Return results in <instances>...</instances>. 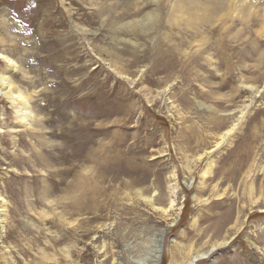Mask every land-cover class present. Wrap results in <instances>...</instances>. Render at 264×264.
Here are the masks:
<instances>
[{
	"label": "rangeland",
	"instance_id": "rangeland-1",
	"mask_svg": "<svg viewBox=\"0 0 264 264\" xmlns=\"http://www.w3.org/2000/svg\"><path fill=\"white\" fill-rule=\"evenodd\" d=\"M93 1L0 0V74L32 111L0 90V264H140L158 239V264L223 240L194 264H264L263 0L185 68L114 32L148 0Z\"/></svg>",
	"mask_w": 264,
	"mask_h": 264
},
{
	"label": "bare ground",
	"instance_id": "bare-ground-1",
	"mask_svg": "<svg viewBox=\"0 0 264 264\" xmlns=\"http://www.w3.org/2000/svg\"><path fill=\"white\" fill-rule=\"evenodd\" d=\"M164 1L165 0H148V1H145V2L152 3L153 8L143 12L140 15L137 14L138 15L137 18L126 20L123 23H121L120 25L118 24L116 30L114 29V32H118L119 38L122 40L124 39V41L126 40L127 42L129 41L130 37H135L136 32H140L142 38L144 39L143 41H150V43L152 42L151 43L152 47L146 49L144 52L148 51L149 53H151L149 50L156 51L155 53H153V55H156L157 57H159V59L155 60V62L159 60L158 64L159 63H160V65L167 64V66L165 65V68H171V67L174 68L176 66H179V67L181 66V67L185 68L187 66V64L191 65L192 63H194L193 58L195 56L200 57L203 64L205 65V67L211 65L213 63V61H212L213 57L211 56L212 53H210L208 51V45L211 46V44H212L214 32H217V34L215 35L213 42L214 43L216 42L220 46H223L219 43V42H222V40L220 39V37L222 38V36L220 34H221V30H226V25H227L228 21L233 20L232 18L234 17V18H237L239 21L243 20L246 22V19L249 18V14H250V10L247 8V5L252 6L253 4L251 5L250 4L251 2H255V1H259V0H242L243 1V2L241 1L242 4H239L241 2H238V4H239L238 7H236L237 4L235 6H229L228 7L227 6L228 3L226 0H168V1H165L167 3H164ZM96 2H98V1H96ZM125 2H127V1H125ZM263 3H264V0H263ZM103 8L102 7L100 8V12L102 11ZM262 8L264 9V4H263ZM103 12H105V10ZM131 13H135V11L131 10L129 14H131ZM103 14L101 13V15H103ZM106 15L108 17L109 13H107ZM111 17H113V16L111 15ZM248 22H249V19H248ZM216 24H218L219 26L221 25V26L219 27V29H217L215 31L214 26ZM260 25H261V27L258 28L257 33L264 34V22H263V24H260ZM118 28H120V29H118ZM121 33H123L125 36H122ZM226 35L228 36L227 38L230 40L229 43L234 42V41L236 42L235 39H239V38H234L232 35H229L228 33H226ZM116 41H118V39ZM119 41H121V40H119ZM135 41H136V39H135ZM135 41L134 40L131 41V44H132L131 49H139V46L136 45ZM226 42H225V44H226ZM219 45L215 46V48H214L215 52H217L218 55L221 57V59L224 60L225 62H227V59H228V64L230 66L234 65L235 63L233 61H231V57H229V55H226L225 54L226 51H224ZM127 46H124V47H127ZM211 48H213V46H211ZM223 48H224V46H223ZM226 48H227V46H226ZM128 49L131 51L130 48H128ZM186 49H188V50H186ZM229 50L232 51L231 46H230ZM232 54L236 58L237 54H234V53H232ZM165 55H168L169 57L165 58ZM4 57H6V56H4ZM164 59H165V62H163L164 64H162L161 62ZM263 60H262V62H264ZM216 61H217V59H216ZM12 62H13L12 60L8 61L9 64H12ZM187 71L191 72L190 69H188ZM192 71H193V73H195L194 75L199 76L200 79H202V80L206 79V76H204L206 74L201 75L198 72V70H196V71L192 70ZM191 74H192V72H191ZM6 79H7V75L0 74V90L3 89L2 94L9 97L14 102V104L13 103L12 104L15 107V111L17 112V116H18L19 120H22L23 122H25L26 120H28L30 118V116L32 114L31 109H29V107L27 106V103L25 102V100L27 98L24 99L21 94H14L13 95L12 87L14 85H12L9 82V80H6ZM249 88H250V90L252 89L251 86ZM245 106H246V104H245ZM246 108H247V106L241 108L242 110H241L240 114L238 115V117L235 119V122L232 124L230 129L223 132V134L221 135L222 137L220 136L222 139L220 141H218L216 145H219V143H221L229 135V133L236 126H238V122L242 119V115L248 111V110L246 111ZM34 120H32L33 122L31 121L32 125L36 124V123H34ZM36 121L38 122V124L39 123L41 124V120L36 119ZM261 126H264V125H261ZM261 126L260 127H254L253 131H251V133H250V138H254L256 135L259 134ZM38 128H39V126H38ZM33 129H37V128H33ZM33 131H35V130H33ZM38 139H39L40 145L45 144V142H43V139L41 137ZM248 151H249V149H247V145H245L241 158L235 159V160H230L231 161L230 165H232V166L230 168L226 167L227 171L229 169H232L235 166H244L245 163L243 162V160L245 161V159L248 157V155H249ZM263 165H261V166L263 167ZM209 166L210 165H208L207 168H205V170L202 171L203 176L207 172L209 173ZM221 168H222L221 171L223 169H225V167H221ZM173 175H174V173H173ZM172 201L173 200L171 199L170 203ZM262 211L264 212V209ZM226 219H230V216H228V217L226 216ZM235 219H236V216H235ZM156 241H157L156 249L151 250L149 248L148 249L149 252H147L146 257L143 258L142 261H140V264H158V261L160 258L159 257V247L161 246V241H160V239H158ZM226 243H227V241L223 240L220 243H216L215 245L213 244L214 246H212L210 249L206 250L205 252H201V253L196 252L194 254L190 253V255H189L190 257L188 258V260L184 264H194L202 256L206 257L213 250H215L216 247L225 245ZM152 252L156 253L155 255L153 254L154 255L153 258H152V254H151ZM137 263H139V262H137Z\"/></svg>",
	"mask_w": 264,
	"mask_h": 264
}]
</instances>
